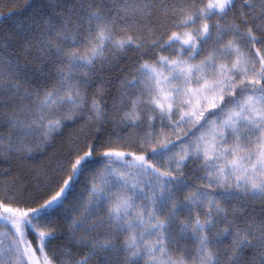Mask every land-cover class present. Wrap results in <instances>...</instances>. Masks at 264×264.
Masks as SVG:
<instances>
[{
	"label": "snow or ice",
	"instance_id": "obj_1",
	"mask_svg": "<svg viewBox=\"0 0 264 264\" xmlns=\"http://www.w3.org/2000/svg\"><path fill=\"white\" fill-rule=\"evenodd\" d=\"M0 129V264H264V0H24Z\"/></svg>",
	"mask_w": 264,
	"mask_h": 264
},
{
	"label": "trees",
	"instance_id": "obj_2",
	"mask_svg": "<svg viewBox=\"0 0 264 264\" xmlns=\"http://www.w3.org/2000/svg\"><path fill=\"white\" fill-rule=\"evenodd\" d=\"M24 3V0H3V4L11 5V9L9 7H4L0 5V12H7L9 10L16 11L20 6H22ZM0 131H3V129H0ZM94 135H99L94 133ZM67 134L65 135L66 139ZM66 145L64 144L63 140H61L59 137L57 138L55 144L49 149L48 155H53L54 153L58 151H63L65 149ZM66 178V176H65ZM3 177H0V180H2ZM83 177H81V181H83ZM81 188V185H76V192H79ZM71 199V198H70ZM29 240H33L32 236L28 237Z\"/></svg>",
	"mask_w": 264,
	"mask_h": 264
},
{
	"label": "rangeland",
	"instance_id": "obj_3",
	"mask_svg": "<svg viewBox=\"0 0 264 264\" xmlns=\"http://www.w3.org/2000/svg\"><path fill=\"white\" fill-rule=\"evenodd\" d=\"M71 200V199H70ZM0 230H6V229H0Z\"/></svg>",
	"mask_w": 264,
	"mask_h": 264
}]
</instances>
